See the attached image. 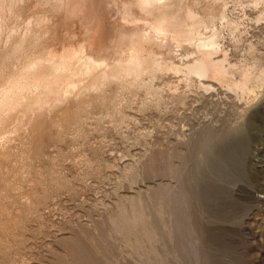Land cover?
I'll use <instances>...</instances> for the list:
<instances>
[{"label": "rangeland", "instance_id": "rangeland-1", "mask_svg": "<svg viewBox=\"0 0 264 264\" xmlns=\"http://www.w3.org/2000/svg\"><path fill=\"white\" fill-rule=\"evenodd\" d=\"M188 1L233 60H259L264 70V0ZM142 78L112 84L113 101L86 94L60 125L42 120L1 139L0 264H264V203L255 200H264V122L247 127L254 188L240 182L232 203L216 194L202 208L186 175L170 176V152L177 130L191 134L229 106L215 107L216 90L180 84L181 101L169 79ZM260 100L253 107L264 112ZM167 183L184 184L196 246L172 227L159 187Z\"/></svg>", "mask_w": 264, "mask_h": 264}, {"label": "bare ground", "instance_id": "bare-ground-1", "mask_svg": "<svg viewBox=\"0 0 264 264\" xmlns=\"http://www.w3.org/2000/svg\"><path fill=\"white\" fill-rule=\"evenodd\" d=\"M202 19L188 0H0V147L22 125H60L90 92L113 101L112 84L124 88L158 74L171 81V99L186 100L180 84L197 85L202 93L216 90L215 107L228 104L191 134L175 128L182 138L170 147L168 167L179 182L186 175L202 208L216 194L232 203L238 183L254 188L247 127L264 122L262 109L253 107L264 96V70L259 60H233ZM183 186L159 184L170 200L173 229L196 246L188 194H178Z\"/></svg>", "mask_w": 264, "mask_h": 264}]
</instances>
